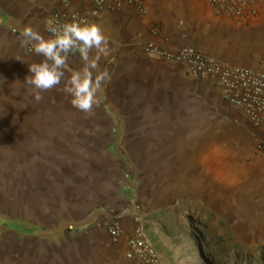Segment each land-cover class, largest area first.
<instances>
[{"label":"crops","instance_id":"obj_1","mask_svg":"<svg viewBox=\"0 0 264 264\" xmlns=\"http://www.w3.org/2000/svg\"><path fill=\"white\" fill-rule=\"evenodd\" d=\"M141 2L145 13L125 0L118 8L104 10L94 22L111 37L112 49L100 61L111 80L94 114L71 105V97L60 90L63 82L42 93L51 104L53 97L60 98L65 108L68 129L41 131L63 141L59 151L75 153L70 158L79 162V136H115L123 138L124 161L116 162L115 154H108L107 162L98 163L102 150L97 149L92 160L81 159L92 162L70 178L47 172L40 181L28 178L26 210L20 209L19 188L13 208H0V264H137L126 257V241L136 222L142 226V213L169 203L178 211L186 199L209 208L219 201L225 214L230 208L241 217L239 229L264 232V158L257 157L264 127L252 126L225 102L212 80L196 78L179 64L155 60L144 50L149 40L170 48L192 44L218 59L264 71V0H255L258 14L248 23L213 14L202 0ZM59 5V0H0V146L5 138H12L8 145L19 143L28 130L20 124L19 109L27 103L20 91L33 94L24 82L31 74L28 63L43 59L30 45H21L20 29L31 26L49 38L45 23ZM251 41L256 47L248 49ZM81 67L79 56L69 57L66 75ZM165 91L175 95L167 96ZM179 93L185 96L180 98ZM201 106L214 110L204 115L201 124L211 122L209 129H190L186 135L178 130L180 121L187 123L189 118L182 110H190L195 120ZM212 132L222 138L220 143H206ZM29 144L36 148L37 144ZM81 152L87 155L89 150ZM32 154L29 158L38 170L40 164ZM47 163L41 159V165ZM20 214H27V225ZM111 214L119 217L122 228L116 241L106 229ZM144 234L160 264H165L160 247ZM21 238H27L26 245ZM181 246L173 255L186 263L188 251Z\"/></svg>","mask_w":264,"mask_h":264},{"label":"rangeland","instance_id":"obj_2","mask_svg":"<svg viewBox=\"0 0 264 264\" xmlns=\"http://www.w3.org/2000/svg\"><path fill=\"white\" fill-rule=\"evenodd\" d=\"M252 45L256 47V43L252 41L248 42L246 46L250 49ZM20 92L24 94L21 97H25L27 101L19 109L20 124L21 127H25L28 130L23 133V136L18 138L19 143L8 145L6 144L7 139L12 138H5L3 139L4 145L0 146V208L4 210L13 208L14 197L18 199L15 190L19 188L20 201L23 203L20 209L26 210L29 190L28 178L36 177L40 181V177L45 174L44 172L55 178L65 177V175H67L66 178H70L69 176L74 174L75 171L81 172L85 165L93 159L94 151H97V149L102 150L99 152L98 163L107 162L108 154H110V157L115 154L113 156L116 162L122 163L124 161L125 154L122 151L123 138L115 136L110 138L108 136H79V162L73 160L75 158H70V156L75 157V153L59 151L60 144L63 141L50 133L43 135L41 131L68 129L69 126H67L65 120V108L63 105L60 106V98L53 97V103L51 104L48 102L49 99L42 95L43 99L37 102L32 93L25 95V89H21ZM179 94L180 98L185 96L182 93ZM165 95L173 96L175 94L165 91ZM202 107H200V110L198 107V110L202 112L200 114L197 113L198 116L195 117V120H193L192 116H189L191 115L190 110H182L185 111V115L189 118L187 123H184L183 120L180 121L183 125H179L178 130L184 131L183 133L186 135L190 129H209L211 122H204V126L201 124H203L205 119L204 115L208 114L209 111L212 113L214 110H210L207 106L203 107L202 110ZM50 112L51 114L49 115ZM227 112L232 120V114L230 111ZM211 113L210 116H212ZM28 117H30L31 121ZM107 123L100 122L99 124L106 125ZM199 125L201 126L199 127ZM32 127L37 131H31ZM105 128L107 127L105 126ZM38 130L40 131L38 132ZM213 130H216V126H214ZM220 140L222 138L212 132V134L209 133L206 143L213 145L220 143ZM30 142L37 144L36 148H32L31 144H29ZM118 143L121 144V149L118 148ZM111 148L114 149L112 152ZM86 149L89 152L87 155H83L81 151L84 152ZM33 151L36 157L35 161L40 164L38 170L29 158L30 155H33ZM55 156L58 160L53 161ZM83 157L90 160L82 162L81 159ZM41 159H45L49 164L41 165ZM61 159L66 160L62 163H57ZM16 178H19V180L17 181ZM127 181L123 180L124 183ZM219 203V201L215 204L212 203V207L209 208L203 203H195L186 199L182 202L178 211L169 203L170 205L168 206L158 204L160 205L159 207L148 208L145 213H142L141 223L144 232L148 233L150 240L156 242L157 246L160 247L165 264H264V232L256 233L254 230L251 231L253 228L249 227L246 230L239 229L236 224L242 221L241 217L236 215V212L230 208L225 214V212L221 211ZM232 204L233 202L229 203V207ZM234 206H236L235 201ZM178 214L182 215V217L179 218ZM7 215L10 214L7 213ZM20 218L23 224H28L27 214L24 217L20 214ZM246 218L247 216H245ZM248 218L251 219L253 217ZM7 219L5 216V221ZM21 242L26 245L27 238H21ZM180 244H182V249L185 247L186 251H188L186 263H180L182 260L177 261V258H174L173 255L179 251L178 247Z\"/></svg>","mask_w":264,"mask_h":264},{"label":"built area","instance_id":"obj_3","mask_svg":"<svg viewBox=\"0 0 264 264\" xmlns=\"http://www.w3.org/2000/svg\"><path fill=\"white\" fill-rule=\"evenodd\" d=\"M125 0H59L49 19L58 25L69 22L92 23L104 10L120 7ZM142 13L146 12L141 0H126ZM216 15L248 23L256 17L255 0H202ZM74 3V6L72 5ZM49 33V32H48ZM51 37V33H49ZM145 53L155 59L183 66L190 75L209 79L218 87L220 97L238 110L254 127H264V71L236 65L203 52L192 44L170 48L149 40L144 44ZM79 56L70 53L69 57ZM257 157L264 158V141L257 143ZM106 224L113 241L119 239L122 228L119 217L111 214ZM137 219V218H136ZM126 257L137 264H160L156 249L146 238L141 224L135 223L126 241Z\"/></svg>","mask_w":264,"mask_h":264},{"label":"clouds","instance_id":"obj_4","mask_svg":"<svg viewBox=\"0 0 264 264\" xmlns=\"http://www.w3.org/2000/svg\"><path fill=\"white\" fill-rule=\"evenodd\" d=\"M45 30L51 37L45 38L31 26L20 29L21 45L31 46V50L43 59L28 63L30 75L25 84L31 86L37 102L43 99L42 93L62 84L60 89L71 97L70 103L76 109L94 114L104 97V87L111 80L107 68H101L102 58L110 55L111 37L100 24L69 22L58 25L53 19L45 23ZM78 53L82 67L66 75L69 54Z\"/></svg>","mask_w":264,"mask_h":264}]
</instances>
